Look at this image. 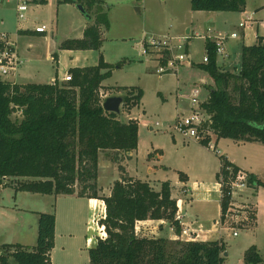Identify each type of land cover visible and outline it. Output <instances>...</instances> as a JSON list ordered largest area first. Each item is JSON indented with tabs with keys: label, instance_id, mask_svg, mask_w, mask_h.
Listing matches in <instances>:
<instances>
[{
	"label": "trees",
	"instance_id": "1",
	"mask_svg": "<svg viewBox=\"0 0 264 264\" xmlns=\"http://www.w3.org/2000/svg\"><path fill=\"white\" fill-rule=\"evenodd\" d=\"M36 3L45 4L46 0ZM58 4H80L93 20L83 30L82 38L68 39L61 49L98 50L101 29L109 22L104 0H57ZM247 0H190L194 11H243ZM208 62L201 68L214 85L209 87L201 107L210 115V129L216 138L239 142L256 141L264 145V36L241 47L237 73L220 70L214 45L205 41ZM71 80L51 83L18 84L0 79V187L47 195H73L99 198L105 206V238H97L89 248V264H222L223 241H183L166 237H146L135 233V224L144 220H167L176 234L181 232L175 219L177 206L171 198L170 183L163 181L160 190L148 182L121 177L111 186L110 194L98 196L99 153L127 154L137 147L138 123L122 120L121 114L102 107L103 81L110 77L111 65L102 56L91 66L68 69ZM122 104L128 110L139 104L141 89L126 88ZM232 92L236 93L233 97ZM14 106L23 108L20 119L12 118ZM207 139L198 141L207 144ZM216 180L226 181L238 168L220 156ZM179 178L186 176L179 172ZM8 181V182H7ZM251 187L264 182L248 174ZM75 185H79L76 192ZM91 190L90 194L87 191ZM227 188L221 187L222 218L230 205ZM252 213L249 215L253 219ZM54 213L41 212L37 222L34 247L21 244L0 245V264H51L54 247ZM255 245L243 255L244 264H261Z\"/></svg>",
	"mask_w": 264,
	"mask_h": 264
},
{
	"label": "rangeland",
	"instance_id": "2",
	"mask_svg": "<svg viewBox=\"0 0 264 264\" xmlns=\"http://www.w3.org/2000/svg\"><path fill=\"white\" fill-rule=\"evenodd\" d=\"M37 1L33 0V3L29 6L27 22L19 25L13 5L0 0V33L5 32L14 37L22 27L30 29L34 25H44L47 27L48 32L41 34V37L42 39H48L51 35L50 32L53 30L54 35L50 48L51 51H56L59 55L58 73L60 75L66 69L64 68V58L69 64L70 57L65 55L61 49H54L53 47L55 43L64 39L66 30L72 27L71 25L75 22L74 15L68 9L69 7L57 4L55 0H49L47 5L36 3ZM260 1L248 0L245 12L252 17L251 13L254 14L256 10H263L259 15L253 16L254 18H260L264 23V0ZM190 8V0H104L103 9L106 12L109 25L103 32L101 47L90 53L80 50L79 56L74 59L78 65H92L97 63L101 54L104 61L111 65L110 77L104 80L105 84L102 87L104 98L126 95L128 91L126 88L128 87H137L142 91V97L138 105L131 107L129 110L126 105H120V112L123 111L121 114L122 120L137 119L139 122L137 147L132 157L123 164L124 167L118 165L116 160H100L101 165L108 164V166L100 169L102 183L112 181L117 175L122 177L129 175L142 180H151L152 186L157 185L158 190H160L162 181H177L179 172L188 176L189 169L195 175L193 176L195 180L202 179L204 185L209 184L207 186H211L210 191L214 193L212 192L215 191V187H212L213 182H215L214 177H204L206 171L203 172L201 168L208 167L212 169L218 163L217 154L213 153L216 157L213 156L210 150L207 149L210 151L207 152L200 148L202 145H199L198 141L188 138L169 127V125L172 126L179 114H186L189 111L190 102L188 98L193 88L198 90L200 101L204 99V95L207 94L208 96L209 87L204 86V83L201 85L198 80L203 78L207 82H211L207 73L201 68L202 58L206 52L204 39L194 37L192 33L188 35L184 32L185 26H188L189 23ZM71 9L75 10L73 6H71ZM75 12L77 13L76 10ZM207 14L209 13L206 11L192 13L190 20L193 24L199 26L197 29L199 33H203L206 24L209 23ZM244 17V14H234L230 21L237 23ZM163 35L172 37L188 36L186 57H188L189 62L178 66L173 72L159 74L155 71L158 61L153 58L152 53H142V43L145 38L149 40L150 36L157 39ZM174 44H176V41H174ZM237 47L239 48V46ZM48 51L49 48L45 52L44 46L39 47L36 50L37 59L27 60L22 68H19L21 79L16 78L17 81H24L22 78L31 75V71L35 72L37 82H47L51 77H55L57 67L55 62L52 63L47 58ZM226 72H236V67L230 66ZM27 81L31 80L28 79ZM58 81L63 82L60 78H58ZM232 95L235 97L236 93L232 92ZM156 122L159 124L158 126H155ZM215 140L216 137L213 142ZM238 143L239 141L231 138H221L217 143V148L221 150L223 157L234 155L238 159L246 157L248 162L258 158L264 161V153L262 156L254 154L249 143ZM237 145L240 148H236ZM149 153L152 156L147 159ZM111 155L113 154L111 153ZM96 186L97 194L102 195L103 193L99 192L98 189V187H101L98 179ZM79 188V185H75L76 192ZM152 188L155 190L154 187ZM184 191L183 188L175 187L172 191L170 188L171 198L172 194L180 195ZM90 193L91 190H88L87 194ZM253 195L249 188H244L233 199V207L236 208V205L243 206L246 211L245 215L248 217L250 214L256 213ZM172 199L176 202L174 197ZM67 200L65 197L55 195L16 191L9 186L0 187V236L10 235L14 232V215L17 214L27 218L30 212L26 210H36L45 204L48 205L47 209L53 212L57 207L60 225L63 224L67 213L66 203L69 202ZM261 207V204H259L258 220H260L257 228L254 223L255 214L253 219L249 217V220L239 223L230 218L223 221L221 225L223 228L222 240L226 255L222 264H243L244 251L250 245L257 247L263 259L262 264H264V212L259 213ZM15 212L17 213L15 214ZM240 217H243V215L240 214ZM152 226H155L156 234L149 233ZM139 227L145 228L143 232H139L140 236L144 233L143 236L146 237H166L170 239L175 233L174 226L167 220H162L160 225L150 223ZM170 227L173 230H170ZM159 230L161 231L159 232ZM234 231L236 232L235 235L233 234ZM89 233L93 234L91 231ZM89 233L86 231L85 235ZM181 238H188V234H183ZM80 244L82 246V242ZM82 254L87 256V250H83ZM64 255L63 253L60 256L62 260L76 258L75 254L71 256Z\"/></svg>",
	"mask_w": 264,
	"mask_h": 264
},
{
	"label": "crops",
	"instance_id": "3",
	"mask_svg": "<svg viewBox=\"0 0 264 264\" xmlns=\"http://www.w3.org/2000/svg\"><path fill=\"white\" fill-rule=\"evenodd\" d=\"M5 1V0H4ZM57 2V0H55ZM248 1V0H247ZM260 1V0H258ZM6 2V1H5ZM262 2V1H260ZM8 3V2H6ZM12 4V3H9ZM46 5L49 4V0H46ZM58 4V3H57ZM13 5V4H12ZM62 6L69 7L70 11H72L74 15L75 22L72 27L69 30H66V36L64 39H61L60 42L55 43L54 49H61L60 44L68 39H80L83 35V30L86 28L88 24H90L93 20L91 17L90 20L86 19L76 8V5L72 4H61ZM75 8V10L71 9V6ZM247 5V4H246ZM14 8V7H13ZM246 8V6H245ZM245 8L243 11L240 12H231V11H206L209 14H207V17H209V23L206 24V28L203 30V33L197 32L198 25L193 24V22L190 20L192 18V13H200L201 11H193L191 8L189 10V23L188 26H185V33L190 34L192 33L193 36L195 35H205L207 34V30H210L213 34H229L230 32H237L238 38H230L228 37L225 40L224 47L225 52L227 54V57L217 60V66L220 67V70L227 71L230 66L236 67V72L231 73H237L240 68V62H241V47L243 45H251L255 42L256 35L260 34L264 36V23L260 18H254L253 15H259L263 10L255 11L252 15V21L248 27L245 29L238 27V23L243 20L244 18H241L237 23H232L231 18L232 15L238 14H246ZM193 11V12H192ZM196 15V14H195ZM34 26H40V25H34ZM33 26V27H34ZM33 27L28 28H20L17 31L16 36H10V38L15 42L18 51L20 55L24 58L26 61H31L32 59H37L38 56L36 53V50H38L39 47H45V52L47 48H49V51L47 52L48 56L47 58L53 62H55V65L57 67V70L55 71V77L62 78L63 74L65 72H68V69L73 67H83V66H91V65H78L77 62L74 60L79 56L80 50H68V49H61L65 55L69 56L70 63H67V60L64 58V70L63 73L59 75L58 68H59V55L56 51H51L50 46L52 45L53 35L54 31L52 30L50 33L51 35L47 38L41 37V34H46L48 31L44 33H36L33 31ZM57 27V26H56ZM47 28V27H46ZM56 31V29H55ZM104 29H101V35H103ZM189 39V38H188ZM202 39V38H201ZM43 40V41H41ZM205 41V40H204ZM239 46V48L237 47ZM60 51V50H59ZM86 52L90 53L95 50H85ZM100 51V50H99ZM206 53V52H205ZM205 55V54H204ZM203 55V56H204ZM234 55V57H233ZM100 56H102L100 54ZM99 56V57H100ZM99 60V59H98ZM104 60V59H103ZM98 63V61H97ZM92 64V65H96ZM108 63V62H106ZM23 64V65H24ZM22 65V66H23ZM22 66L20 68H22ZM20 69H18L17 74L10 78L11 81L15 80V83L18 84H25V83H41L37 82V79L35 77V72L31 71V75H27L22 78L24 81H17L16 78L21 79V74L19 72ZM208 75V74H207ZM51 77L49 81L43 82V83H51V81L55 78ZM211 82H207L206 80L199 79L198 82L204 86L211 87L214 85L213 80L208 75ZM31 81H27V80ZM9 80V79H8ZM36 80V81H34ZM105 84L104 81L102 83ZM207 98V94L204 95V99L202 102ZM132 117V116H130ZM135 119V118H134ZM139 125V122L137 119H135ZM216 136H213V139ZM221 138H216L214 144L217 147V143L219 142ZM199 143V142H198ZM249 143L252 147V153L259 154L262 156L264 153V145L256 142V141H246V142H239L238 144H245ZM201 145V144H199ZM205 147V148H204ZM200 146V148L204 149L207 152H210L211 150L208 149L206 146ZM236 148H240L239 145L236 146ZM210 151H208V150ZM220 151V154L217 155L218 157V163L212 168L209 169L208 167H203L201 170L205 172V176H209L210 178L214 177L213 180V186L215 187V191H212L214 193H211L210 187L207 186L209 184L204 185V181L201 180H195L192 174V172L188 169V176H186V181H182L179 176L177 178V181H171L170 188L171 191L177 187V188H183L185 191L183 194L180 195H173L176 199V206L177 211L176 214L180 215L179 225L180 230L187 229L189 231H196L198 232V238L196 240H202V241H215V240H222V231L223 228L221 227L222 223L219 222L221 210H220V199H221V192H220V184L217 180H215L216 173L219 171L220 168V160L219 157L221 155V150L217 148ZM134 152V151H133ZM133 152H129L127 154H123L121 152H117L114 154L113 152L108 153H99L98 157V176L97 179L101 183V187H98L99 192L103 193L102 195L98 196H107L110 194L111 186L115 180L120 179L122 176L117 175L116 178L112 179V181L108 183H102V177H101V171L100 169L104 166H108V164L103 165L100 164V160L107 161V160H116L117 164L121 167H124L123 164L125 161L129 160L132 157ZM111 153L113 155H111ZM213 156V151H211ZM152 156L151 153L147 155V159ZM124 160H123V159ZM225 158L230 161L233 165H235L238 168V171L245 172L246 174H253L255 177L262 182H264V161H261L259 158L248 162L247 158L238 159V157L234 155H228L225 156ZM260 160V161H259ZM119 162V163H118ZM124 169V168H123ZM122 173V172H121ZM125 173V169H124ZM127 175V174H126ZM127 177H131L133 179H138L133 176L127 175ZM203 177V178H204ZM142 180V179H140ZM149 183L150 186H152V181L149 180H142ZM163 182V181H162ZM211 182V181H208ZM152 187L155 188V190L158 191V186L153 185ZM203 189V190H202ZM251 194L253 198V203L256 209L254 223L257 228L259 225L258 220V210H259V204H261V208L259 213L262 211L264 212V189L262 187H249ZM205 190V191H204ZM217 194H216V193ZM172 193V192H171ZM59 197H65L68 199L66 203L67 205V213L65 214V219L63 221V224L59 222V216H58V209L56 207L55 211L47 209V204L43 205L42 207L36 209V210H26L30 212L29 217L25 216H18L14 215V222L15 228L14 232H12L10 235H2L0 236V245L2 244H21L28 247H34L36 244L37 239V222H38V216L41 212L46 213H54L55 215V228H54V247L52 248L50 252V258H51V264H89V257H88V250L89 248L95 246L97 238H105L106 233L104 231V226L99 223L100 219L104 218L105 213V206L102 200L98 198H89L85 196H76L73 195H57ZM262 201V202H261ZM74 204V206H72ZM80 218V222H79ZM162 220L156 221V220H144V221H138L135 224V233L139 235V232H143L145 228H140V225L144 224H154L157 223V225H160ZM143 229V230H142ZM155 226H152L149 233L156 234ZM78 234H77V232ZM91 231L93 234L89 233L85 235V232ZM161 230H159L160 232ZM95 234V235H94ZM176 234V233H175ZM144 233L141 234L143 236ZM140 236V235H139ZM153 237V236H152ZM203 237V238H200ZM80 239V242H79ZM172 239V237H170ZM76 241V243H75ZM82 242V246L81 243ZM83 250H87V256L82 254ZM63 253L66 255L71 256L72 254L76 255V258H73V260L65 259L62 260L60 256L63 255ZM79 255V257H78ZM78 257V259H77ZM243 262V261H242ZM263 263V261H262ZM261 263V264H262ZM244 264V263H243Z\"/></svg>",
	"mask_w": 264,
	"mask_h": 264
},
{
	"label": "built area",
	"instance_id": "4",
	"mask_svg": "<svg viewBox=\"0 0 264 264\" xmlns=\"http://www.w3.org/2000/svg\"><path fill=\"white\" fill-rule=\"evenodd\" d=\"M5 1L13 4L18 24L21 25L22 23H26L29 6L33 3V0ZM251 21L252 18L245 14L244 19L238 23V27L245 29L250 25ZM33 31L36 33H44L47 31V28L44 25L34 26ZM195 37L202 38L205 41H210L214 45L217 62L218 58L223 59L227 57L224 47L225 40L228 37L238 38L239 36L235 31L230 32L229 34L219 35L213 34L210 30H207V34H196ZM187 39L188 36L172 37L169 35H163L157 39L150 36L149 40H146V38L143 40L142 53H152L153 58L158 61V65L155 67L156 73L166 74L173 72L178 66L189 62L188 57H186ZM174 41H176V44H174ZM24 62V58L20 55L15 42L10 38L9 34L5 32L0 33V79L11 81L10 78H13L17 74L18 69L24 64ZM207 62L208 56L207 53H205L202 58V63L205 64ZM61 79L63 82L69 81L71 80V75L68 72H65ZM11 82H14V80ZM54 82L55 79L51 81V84ZM198 97V90L193 88L188 98L190 102L189 111L186 114H179L172 126L169 125V127L184 136H187L188 138H193L196 141L208 138L205 146L215 154L219 155L220 151L213 142V136H215V134L208 128H202L205 125L207 127L209 126L210 115L203 110L201 107L202 101H200ZM11 115L14 119L22 118L23 108L14 106ZM158 125L159 124L156 122L155 126ZM219 184L220 192L221 187L224 185L227 188V194L231 198L230 205L223 214L222 218L220 217L219 222L223 223V221L227 218L234 219L236 223L249 220V217L245 215L246 211L243 209V206L236 205V208H234V203H232L233 199L236 198L235 196L240 191L244 190V188L250 187L248 183V174L242 171H237L235 175L227 177L226 181L220 179ZM240 214L243 215V217H240ZM175 219L179 221L180 215L176 214ZM170 230H173V228L170 227ZM183 234H188V238L182 239L181 237ZM233 234L235 235L236 232L234 231ZM197 238L198 232L189 231L187 229L181 230L179 234L174 233L172 237L173 240L179 239L185 241H195Z\"/></svg>",
	"mask_w": 264,
	"mask_h": 264
},
{
	"label": "water",
	"instance_id": "5",
	"mask_svg": "<svg viewBox=\"0 0 264 264\" xmlns=\"http://www.w3.org/2000/svg\"><path fill=\"white\" fill-rule=\"evenodd\" d=\"M76 8L78 9V11L88 20L91 19V16L88 15L85 12V9L83 8L82 5L77 4ZM122 104V97L121 96H108L104 99L103 103H102V107L105 111L108 112H115V113H119L120 112V105ZM226 255V253H224V256Z\"/></svg>",
	"mask_w": 264,
	"mask_h": 264
}]
</instances>
